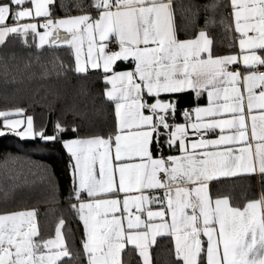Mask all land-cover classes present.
<instances>
[{
  "label": "snow or ice",
  "instance_id": "snow-or-ice-1",
  "mask_svg": "<svg viewBox=\"0 0 264 264\" xmlns=\"http://www.w3.org/2000/svg\"><path fill=\"white\" fill-rule=\"evenodd\" d=\"M53 3L0 0V45L13 34L27 42L29 33L41 48L67 44L75 48L77 72L102 69L111 85L105 96L114 102L115 133L65 142L74 158L73 198L78 203L72 207L85 228L88 264H121L126 243L139 249L142 264H151L149 247L162 231L175 234V254L182 264H201L202 253L205 264H264V193L241 208L227 197L213 200L208 187L214 179L240 173L264 175V74L229 71L238 63L264 66V57L257 54L264 50V0H230L240 52L217 57L206 30L192 39L178 38L171 0H93L98 18L84 14L58 20L49 10ZM38 18L47 22H24ZM212 23L207 20L205 28ZM61 30L70 35L62 36ZM110 36L117 39L119 50H107ZM85 39L87 55L82 59ZM129 59L135 61L133 70H114L118 61ZM242 81L246 97L236 86ZM189 89L197 97L206 92L208 106L185 110L184 123H169L176 105L161 96ZM255 89L261 90L257 94ZM253 109L259 114L253 115ZM23 114L22 109L0 110V128L22 137L57 139L36 132L31 116L11 119ZM225 115L230 118H221ZM217 129V139L196 136ZM65 130L56 125L57 133ZM162 138L180 154L154 157L153 145ZM159 189L164 190L162 197L146 194ZM81 194L90 199L82 201ZM107 196L114 198H103ZM153 204L158 210H152ZM36 215L35 210L0 214V264H58L69 256L63 219L55 239L37 241Z\"/></svg>",
  "mask_w": 264,
  "mask_h": 264
},
{
  "label": "trees",
  "instance_id": "trees-1",
  "mask_svg": "<svg viewBox=\"0 0 264 264\" xmlns=\"http://www.w3.org/2000/svg\"><path fill=\"white\" fill-rule=\"evenodd\" d=\"M93 0H54L52 15L91 11ZM173 14L178 37H190L204 29L213 40L212 52L233 48L226 0H174ZM207 20L213 23L205 28ZM122 67L117 64L115 67ZM103 71H76L74 54L68 45L38 47L31 35L27 42L10 35L0 45V110H23L31 116L36 132L57 135L54 141L39 135L22 137L16 132L0 135V212L32 207L36 211L39 241L52 235L63 219V236L69 256L59 264H88L83 248L85 231L72 205L76 191L70 156L62 147L69 137L114 134L112 103L103 93ZM17 117V116H14ZM65 131L57 133L56 125ZM154 149L155 146L153 147ZM210 193L227 195L234 205L264 193V175L218 179L210 183ZM151 264H181L170 235L161 234L149 248ZM122 264H140L136 250L126 246ZM201 264L203 260L201 257Z\"/></svg>",
  "mask_w": 264,
  "mask_h": 264
},
{
  "label": "crops",
  "instance_id": "crops-1",
  "mask_svg": "<svg viewBox=\"0 0 264 264\" xmlns=\"http://www.w3.org/2000/svg\"><path fill=\"white\" fill-rule=\"evenodd\" d=\"M173 1L174 0H171L172 12H173ZM226 2H227V7H228L230 29H231L232 40H233V48L231 50H229V51H225V52H222V53H216V52L214 53V52H212V55L214 57H217V56H225V55H239V52H240L239 45H238V41H239L240 36H239V34L234 29V17L232 15V11L233 10H232L231 5H230V0H226ZM31 6H32L31 4L24 5V7H31ZM49 10H50V5H49ZM84 14L90 15L94 19L95 18H98V16H99V12L96 9H93L91 11H85V12H79V13H72V14H64V15H52L51 14V16H52V19L53 20H58V19H62V18H68V17L78 16V15H84ZM24 22H36V23H38V25L39 24L46 23L45 22V18H38L35 21H24ZM173 22H174V25H175L174 14H173ZM8 23L11 25L13 23V21L10 19L8 21ZM200 30H204V29H198L190 37H178V38L181 39V40L195 38ZM40 31H43V29L41 28ZM29 35L32 36L34 42L38 45V43H39L38 38H34L31 33H29ZM61 35L62 36H66V35H70V34L64 32L63 30H61ZM112 43H114V46L111 49H108L107 48V50H109V51H117V50H119L118 49V41H117V39L114 36H110L109 37V40L107 41V45L109 46ZM49 45H51V44H49ZM58 45H61V44H58ZM63 45H67V44H63ZM69 47L71 48V50H72V52L74 54V62H75V66H76V59H75L76 53H75V48L74 47H71V46H69ZM257 54L258 55H261L262 57H264V50H257ZM86 55H87V40L85 39L84 44H83V47H82V50H81V58L82 59L86 58ZM117 64H121V65L123 64L122 67L121 66L120 67H115L114 70L117 71V72H120V71H131L135 67V61L132 60V59H129L127 61H118L116 63V65ZM89 69H91V68L89 67ZM99 70H102V69H99ZM229 71H238V72H240L242 74V76L247 75V74L253 72V70L251 69V67H246L242 63H238V64L231 65L229 67ZM104 76H105V74L102 75V80L105 83V86H104V89H103V93H104V96H105L106 90L108 88H110L111 85L105 82ZM236 86L241 89L242 94L246 97L247 96L246 82H243L242 81L241 83L237 84ZM260 90L261 89H255V91H256L257 94L259 93ZM145 98L148 99V102L149 103L154 102L153 99H150L147 96ZM161 99L166 100V101L170 100V101L174 102L175 105H176V112H175L174 119L172 117H169V123H172V124H179V123H184L185 122V120L183 118V115H182V113L185 110L191 111L192 109H194L196 107H206L209 104V99H208V96H207L206 92H202L201 95L199 97H197L196 94H195V92L193 90H191V89L186 90V91L181 92V93L164 94V95L161 96ZM111 103H112L113 115H114V126H115V130H116V127H117V117H116V114H115V106H114V102L113 101H111ZM245 103H246V101H245ZM247 112H248L247 107H245L246 120H247V122L249 123V126H250V119L247 118ZM252 114L253 115H258L259 114V110L258 109H253ZM221 118H230V117H228L227 115H225L224 117H221ZM114 133H115V131H114ZM201 133H203V132H201ZM224 134H229V133L226 130ZM219 135H221V133L217 129L215 131L209 132V135H207L204 138L205 139H217L219 137ZM96 136H99V135L85 136V137H69V138L63 139V141H62V147L64 148L65 152L68 153L69 156H70V166H71L72 175H73V167H72V165L74 163V158L67 151V149L65 147V142L66 141H70V140H74V139H87V138H92V137H96ZM190 136H191V133H190ZM100 137H102V136H100ZM250 139H251V135H250ZM252 143H253V150H254L255 141L253 140ZM154 146L156 148V149L153 148V156L154 157H159L161 155L162 156H165V157H168V156H177V155L180 154L178 148L176 146L169 147L164 142V138H162L160 140V142H159L158 145L154 144L153 147ZM157 148L159 150H157ZM133 162H139V161H133ZM244 175H251V176H253L255 178V180H257L261 176V174L259 172L251 173V174H249V173H240L237 176H244ZM73 178H74V181H76V177H74V175H73ZM227 178H232V177H227ZM164 179H165V177H163L161 180H164ZM219 179H225V178H219ZM214 180H218V179H214ZM214 180H212V181H214ZM212 181L209 182V186H208L209 187V193H210V183ZM146 194H148L150 196H161L162 197L164 195V190L163 189H159V190H146ZM210 195L213 198V200L216 199V198H218V197H227V198H229L227 195H224V194L213 195V194L210 193ZM259 197L260 196L248 198L241 205H234V204L231 203V201H230V203H231L232 206H238V207L243 208L248 201H251V200H254V199H258ZM103 198H114V197L107 196V197H103ZM119 198L120 199H123V194H119ZM80 199L82 201H87L90 198L87 197L85 194H81ZM151 207H152V210H158V205H156V204H153ZM25 210H34V208L28 207V208L11 209V210H7V211H1L0 214L17 212V211H25ZM133 211H135V209H133ZM143 218H144V216L142 215V219ZM166 219H169L170 220V216H167L166 215ZM58 226H59V223L57 224L56 228ZM56 228H55V231L53 232V234L50 235V236H48L44 240L55 239ZM84 231H85V228H84ZM61 232H62V229H61ZM161 234H163V235L168 234V235L171 236L172 241H173V245H174V249H175V234L174 233H170L168 231H162ZM161 234H159V235H161ZM62 235H63V232H62ZM63 238H64V236H63ZM34 239L37 240V241H39L38 239H36V237ZM85 239H86V233H85V237H84V242H85ZM201 239L206 242V237H204L203 235L201 236ZM44 240H41V241H44ZM155 240H156V238H155ZM64 241H65V239H64ZM65 245H66V243H65ZM126 246L133 247L136 250V253L138 255V259L140 261V264H142V257L139 255V249L136 246H133V245H130V244H127V243H126L125 247ZM206 246L207 245L205 243V247ZM121 253H122V251H121ZM149 253H150V250H149ZM201 257H202V260H203V264H205V259L206 258H205V255L203 253L201 254ZM63 258H65V257H63ZM120 259H121V254H120ZM150 259H151V255H150ZM59 262H58V264H59ZM181 264H182V261H181Z\"/></svg>",
  "mask_w": 264,
  "mask_h": 264
},
{
  "label": "built area",
  "instance_id": "built-area-1",
  "mask_svg": "<svg viewBox=\"0 0 264 264\" xmlns=\"http://www.w3.org/2000/svg\"><path fill=\"white\" fill-rule=\"evenodd\" d=\"M45 22H47V20H46V18H45ZM114 46V43H112V44H110L109 46H108V49H111L112 47ZM251 69L253 70V71H257V72H259V73H261V74H264V66H258V67H251ZM207 135H209V132L207 133V134H205L204 132L203 133H197L196 134V136H198V137H206ZM164 177V175L163 174H161V179Z\"/></svg>",
  "mask_w": 264,
  "mask_h": 264
},
{
  "label": "rangeland",
  "instance_id": "rangeland-1",
  "mask_svg": "<svg viewBox=\"0 0 264 264\" xmlns=\"http://www.w3.org/2000/svg\"><path fill=\"white\" fill-rule=\"evenodd\" d=\"M27 117V116H26ZM26 117H23V116H17V117H11V119H25ZM24 130V126H21V129L20 131H23Z\"/></svg>",
  "mask_w": 264,
  "mask_h": 264
}]
</instances>
